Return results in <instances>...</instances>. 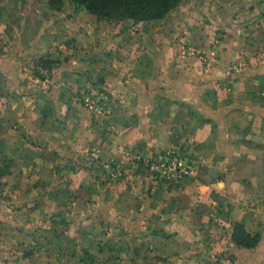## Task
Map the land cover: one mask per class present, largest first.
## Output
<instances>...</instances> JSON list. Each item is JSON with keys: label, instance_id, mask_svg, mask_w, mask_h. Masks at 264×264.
Listing matches in <instances>:
<instances>
[{"label": "crops", "instance_id": "obj_1", "mask_svg": "<svg viewBox=\"0 0 264 264\" xmlns=\"http://www.w3.org/2000/svg\"><path fill=\"white\" fill-rule=\"evenodd\" d=\"M35 4L37 2L26 4L25 8L29 11L36 9ZM42 6L54 14L48 21L40 17L44 22L43 28L48 23L52 31L65 26L68 33L74 35L82 29L92 38L98 36L103 39L101 46L109 45L119 50L120 55L113 57L112 65L100 67L103 72L98 71L104 77L100 87L107 94L103 97L105 104L112 97L116 105L126 108L125 124L118 127L109 120V115H105L109 110H104L102 116L94 112V116L89 109L71 102L75 107L66 109L64 115L60 109L54 110L55 118L66 123L64 133H45L41 126L47 123L50 112L36 94L46 92L52 103L61 106L58 99L60 81H55L50 91L45 85H31L37 81L33 72L35 65L21 42L23 31L20 30L17 35L20 49L0 53V84L3 86V91L0 89V111L6 123L8 120L13 123V119L20 122L48 144L49 151L39 156L41 164L47 166L49 162L52 163L50 168H53V163L61 168L68 160L78 161L80 156L86 159L83 164L87 168L94 171L102 169L106 174L115 169L105 163L107 158L113 156L123 160L119 151L125 147H131L148 158L165 151L181 152L178 147L181 141L189 145L185 147H188L191 158L188 155L182 157L183 164L188 167L184 175L170 179H163L158 171L154 177L147 173L143 175L147 188L151 182L171 185L167 187L170 188L168 195L160 197V200H154L146 189L138 196L142 200L139 208L134 206L122 211L120 193L128 180L114 177L109 178L108 184H102L100 191H103L98 194H90L85 199L80 193L70 197L72 205L81 202L75 206L79 207L77 212H81L78 216L82 222L92 219L90 222L112 223L98 226L113 243V247L108 244L101 246L102 252L98 255L104 256V261L113 258L120 261L119 253L129 251L131 258H135L136 246L142 247L137 243L140 241L146 246L148 264H199L201 258L197 257L201 252L210 250L216 255L225 249L233 252L235 264H264V148L261 145L246 147L250 138L264 137V128L260 126V121L264 120V0H183L166 17L136 23L131 21L134 26L126 30L121 27L111 29L106 19L97 18L82 7H64L57 12L48 9L46 3ZM118 22L127 23L126 20ZM109 28L111 31L107 34ZM45 29L48 28L43 31ZM0 32V39L10 35L1 29ZM40 35L27 43L37 42ZM141 56L145 57L144 62ZM92 58L94 61L102 57L95 55ZM45 81L47 79L42 83ZM235 111L250 118L249 131L245 129L241 143L230 138L226 124ZM93 118L100 130L104 129L107 139L97 134L100 131L88 127V120ZM71 121L78 124V133L72 129L75 124L69 125ZM15 131L10 128L9 132L16 134ZM213 133L216 136L208 145ZM241 151L248 154L236 160L237 152ZM91 152H96L100 159L88 160ZM48 156L51 160L47 159ZM12 159L8 173L0 176V188L10 190L9 197L0 199V222L10 226V237L22 228L36 229L44 222L49 223L48 228L53 231L57 225L51 222L55 218L53 211L57 210L55 203L61 196L56 192L53 196L46 195L41 201L37 199L35 203H29L31 194L26 188L29 180L19 174L24 169L23 162L16 156ZM135 167V174L129 176L132 182L142 175ZM87 168L76 172L82 176L78 183L74 179L77 175H71L75 186L90 180L94 182V171ZM17 183L19 186L16 188ZM175 186L177 188H173ZM107 188L113 193L105 192ZM215 195L237 202L240 208L234 212L242 211L240 215L245 219L246 228L261 232L260 242L255 248L237 247L223 237L216 242L217 247L211 249L210 245L214 244L207 238L214 229L209 228L207 222L214 220V214L221 216L217 224L226 226L228 238L231 232L230 223L224 218V205L218 203ZM37 202H50L51 213L47 217L49 210L45 207L44 215L30 225L26 222L27 207L31 206L32 210L38 206ZM258 202L261 203L256 204ZM198 205L205 207L198 210ZM248 206H256L250 209L254 212L251 217L247 216ZM82 208L85 209L82 211ZM37 209L32 213L39 216ZM205 210L209 213L203 212ZM84 211L87 213H82ZM249 221L256 222L259 228L248 226ZM71 226L75 227V224ZM91 229L90 223L86 233ZM120 229L127 231L130 248L118 246V239L112 241L110 235L118 234L116 232ZM220 237L219 234L217 240ZM87 250L91 254L95 252L93 247ZM13 253L15 251L9 254Z\"/></svg>", "mask_w": 264, "mask_h": 264}, {"label": "rangeland", "instance_id": "obj_2", "mask_svg": "<svg viewBox=\"0 0 264 264\" xmlns=\"http://www.w3.org/2000/svg\"><path fill=\"white\" fill-rule=\"evenodd\" d=\"M36 2V9L29 11L28 8H25L26 4H33ZM44 3H46L45 0H0V29L1 31L10 33V35L0 39V53H10L20 49V43L17 35L19 31L22 30L23 32L21 35V42H23L27 48V51H29V56L31 58L30 61L34 63V59L42 56L44 59H48L51 67L49 71L41 68L40 66H38L36 69L34 68L33 72L37 78V81L33 82L31 85H34V83H37L36 85H45V87L50 91L52 90L50 86H53L55 81H60L58 99L61 101V106H56L54 103H52L50 100L51 96L46 94V92H39L36 94L42 105L50 112L47 117V123L41 126L42 130L45 133H64L63 130L66 127V123L59 118H55L54 110L60 109V112L64 115L66 114L64 113L66 109L68 110L75 107L71 104V102L79 103L84 108L93 112V115L95 116L94 112L96 111L89 107L87 99H89V101H94V107L99 109L98 116H102L101 113H103L104 110H109V112L105 115H109V120L115 124H118V127H122L125 124L124 108H126V106L121 107L116 105L115 100L112 97L107 100V104H105V98L103 97L105 95L107 96V94L100 87L101 83L104 82V77L102 73L99 72H103L100 67L105 68L108 65H112L111 62L113 57L118 58L120 55L119 50L113 49V47L109 45L101 46L103 39H100L98 36L92 38V36L88 35L87 32L83 31L82 29H80L74 35L72 33H68L65 26L59 28L58 31H52L50 30L48 23L47 26L44 27L48 29L43 31L44 28L42 26L44 22L40 19V17H43L46 21H48L49 18H53L54 15L50 14V12L44 9V6H42ZM64 7L69 9L79 6L66 1ZM106 20L111 25V29L122 28V30H126L134 26L131 24V20H126V24H119V22H116L115 19L106 18ZM111 29H108L107 34H110L109 31H111ZM39 35L40 37L36 38L37 42H34L30 45L27 43L29 40H33ZM95 55H100L102 58H100V60L92 61V57ZM141 57L142 62H144L145 57ZM35 71L37 74H35ZM45 79H47V81H45L46 83L43 84L42 81ZM0 89L3 91V86L1 84ZM106 99H108V97H106ZM4 117L5 116H3L0 111V171L5 165L9 167L11 166L13 162L12 156L19 157L22 160L24 166V169L22 168L19 174L21 178L25 176L29 180V185L26 187L29 191V194H31V198L28 200L30 201L29 203H35L37 199L41 201L46 195L53 196L56 192V195H60L61 199H58V201L55 203L57 210L53 211V213H55V218L54 220H51V222L56 223L57 225L53 231L51 228H48L49 223L44 222L36 229H33L34 227L27 229L22 228V230L11 234L10 237L12 229L9 231L10 226H8L5 222H0V246L2 247L0 248V264H148L149 261H147V253L144 249L146 246L137 240V243H139L138 245L142 247L139 248L136 246L137 252L135 258H131V252L122 251L119 253V257H121L119 259L120 261H117L114 258L108 260L106 259L104 261V256L100 257L98 255L100 252H102L101 246H107L108 244L110 247H113V243H110L106 233L101 232L98 226H103L107 222L103 221L100 224L98 222L99 220H97L96 223L90 222L92 219H87L86 222H82L78 216L81 212H77L79 207L75 206L81 202H75V205H72L70 204L71 202L69 199L71 196L76 195V193H80V195L83 197L82 199L90 196V194H98L103 191H100V189H103L102 184H108V181L110 180L109 178L114 177L121 180H128L124 183L120 193V198L122 201L120 203V207L122 211H126L133 208L134 206L139 208L142 200H139L138 196H141L144 190L148 189V192L151 194L154 200H160V197L168 195L170 188L167 189V187L171 185H167L165 183L161 184L160 182H151L147 188V186H145L146 180L143 175L145 176L147 173L154 177L157 173L156 170H151L143 164L134 165L132 160L124 155V153L125 151H130L131 153H134L135 151H133V148L131 147H125L119 151L123 160L118 157L112 158V156L108 157L105 162L115 169H110L111 171L106 174L102 173V169H97L95 171L93 170V178H96L94 182H91L90 180L88 183L82 182L81 185L78 186V184H76L75 186L73 182V176L71 175H74L81 169L88 167L83 164V162H86L84 157L82 158L78 156V161L68 160L64 164L65 166H62L63 168L56 167L54 163L53 168H50L52 163L48 164L49 162L47 163V166L46 164H41L39 156L47 153L46 151H49L48 144L42 140H39L37 136L33 134V132L29 131L20 122H17L13 119V123H10V120H8L6 123ZM54 118L55 121H52ZM249 119L250 118L248 115H244L238 111L233 112L232 115H230L228 121H226V124L229 127V136H231L230 138L236 140L238 143L243 142V133L248 126V122L250 121ZM126 121L129 122L130 120L127 119ZM69 125H73L72 129L78 133V124L75 121H71ZM260 126L264 128V120L260 121ZM88 127H91L95 131H100V133L97 134L107 139L108 136H106L104 129L100 130L94 118L88 120ZM10 128L16 129V134L10 133ZM215 136L216 133L210 134L208 145L211 144ZM75 140V142H77V139ZM186 145L187 144L185 142H179L178 147H180L181 152H177L182 157L188 155V157L191 158V154H188L189 145H187L188 147H185ZM258 145H261L264 148V137L258 138L255 136L250 138V143H247L246 147L255 148ZM163 153H166V151L162 152V154ZM159 154L161 153H157L151 157H157ZM246 154L248 153H243L242 151L240 153L237 152L235 159L238 160L239 157H242ZM49 157L50 156H48L47 159L51 160ZM216 157H218L217 154ZM88 158V160L100 159L96 152L89 153ZM52 161H54V159ZM134 166L138 167V172L141 171L140 173L142 175L136 178L137 180L135 179L132 182V178L129 176L135 174L136 171L134 170H136V167L134 168ZM130 170H133L134 172ZM145 170L147 172H145ZM76 175L77 179L74 178L75 181H77V183L78 179L79 181H82V176H79L78 174ZM208 175L209 173L206 176ZM35 184H39V186L36 187ZM18 186L19 183L16 184V188ZM42 186H45V188ZM51 188H53V190H48ZM173 188H177V186ZM109 190L110 189L107 188L105 192L113 193V190L112 192ZM9 192V189L5 191L4 188L1 187L0 199L9 197ZM210 196H212V193H210ZM260 203L261 202H258L256 204ZM262 203L264 205V199L262 200ZM42 204V202H37L36 205L38 206L34 207L32 210H30L31 206L27 207L28 212L26 222L29 224L33 222L36 223L37 219L41 215H44V211L46 210L45 207H48L47 209L49 210L46 216H50L49 213H51V203L48 202L46 204ZM85 206L88 208V205ZM255 207L256 206H248L247 216L250 215L251 217L252 214H254V212L250 209ZM35 208H38L37 213H39V216H37L36 213L33 215L32 212H34L33 210H35ZM84 209L85 208H82L81 210L83 211ZM85 211L88 212L89 210ZM85 211L82 213H87ZM234 211L238 212L239 210L235 209ZM219 219H221V216L214 214V220L212 222H207V226L214 229L212 233L208 232L209 235L207 238V241H210L212 244H214L213 246L210 245L211 249L212 247H217L216 242L223 240V237L225 238V241L226 239L228 242L231 241V239L227 236V228H225L226 226L220 227L217 224ZM90 223L92 229L91 231L89 230V233H86V230H88V227H90ZM72 224H75V227L71 226ZM111 224L112 223H107V226ZM44 225H46V227ZM248 226L252 227L253 229L259 228L254 221H249ZM38 228L39 230H37ZM92 230L94 231L92 232ZM116 233L118 234L110 235L112 241H116L114 239H118V246L124 248L127 245L128 248H130V239L128 240L127 231L120 229ZM219 234L221 237L217 240V236ZM89 247H93L96 254L95 252L94 254H91L87 250ZM12 251H15V253L9 254ZM44 254L46 258L43 257ZM211 255H214L213 258L216 257L222 259L224 262H221L224 264H235V256L229 249L216 252V255L214 252H211ZM197 258L200 259L199 256ZM198 261L199 264H206L202 259Z\"/></svg>", "mask_w": 264, "mask_h": 264}, {"label": "trees", "instance_id": "obj_3", "mask_svg": "<svg viewBox=\"0 0 264 264\" xmlns=\"http://www.w3.org/2000/svg\"><path fill=\"white\" fill-rule=\"evenodd\" d=\"M66 1L82 7L88 13L94 14L97 18H108L118 20H131L132 22L140 21H152L166 17L170 11L178 6L183 0H45L49 9L54 11H61ZM35 69L40 66L41 68L49 71L51 69L48 59L40 56L34 59ZM35 74L36 71H35ZM249 126L246 130L249 131ZM9 166L5 165L0 171V176L8 173ZM92 172L93 169L87 168ZM219 199L218 203L225 208L224 218L230 223L231 232L230 239L237 247L253 249L255 248L261 239V232L249 231L246 228V222L244 217H241L240 213H235L234 209L240 208L237 202L229 198L220 197L215 195ZM204 205H198L203 207ZM205 207V206H204ZM209 213L208 211H203ZM210 220H212L210 218ZM199 257L204 260L206 264H224L219 258H213L210 250H205L199 254Z\"/></svg>", "mask_w": 264, "mask_h": 264}, {"label": "built area", "instance_id": "obj_4", "mask_svg": "<svg viewBox=\"0 0 264 264\" xmlns=\"http://www.w3.org/2000/svg\"><path fill=\"white\" fill-rule=\"evenodd\" d=\"M87 100L89 107L94 109L96 112H99V109L94 107V101H89V99ZM124 155L131 159L134 164H143L151 170L158 171L165 179H170L175 175L182 176L187 172L186 169L188 168L185 164H183V158L178 152H166L157 157L148 158L137 152L131 153L130 151H125Z\"/></svg>", "mask_w": 264, "mask_h": 264}]
</instances>
